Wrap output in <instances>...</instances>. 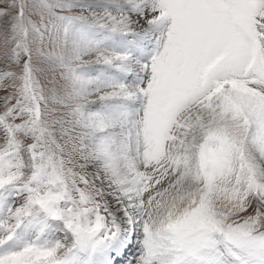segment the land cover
Returning <instances> with one entry per match:
<instances>
[{
    "label": "snow or ice",
    "instance_id": "6c2138e0",
    "mask_svg": "<svg viewBox=\"0 0 264 264\" xmlns=\"http://www.w3.org/2000/svg\"><path fill=\"white\" fill-rule=\"evenodd\" d=\"M0 264H264V0H0Z\"/></svg>",
    "mask_w": 264,
    "mask_h": 264
}]
</instances>
